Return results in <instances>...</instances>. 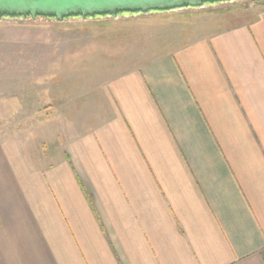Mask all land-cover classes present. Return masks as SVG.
<instances>
[{
    "label": "crops",
    "instance_id": "obj_1",
    "mask_svg": "<svg viewBox=\"0 0 264 264\" xmlns=\"http://www.w3.org/2000/svg\"><path fill=\"white\" fill-rule=\"evenodd\" d=\"M183 11L58 153L0 140V264H264V3Z\"/></svg>",
    "mask_w": 264,
    "mask_h": 264
},
{
    "label": "rangeland",
    "instance_id": "obj_2",
    "mask_svg": "<svg viewBox=\"0 0 264 264\" xmlns=\"http://www.w3.org/2000/svg\"><path fill=\"white\" fill-rule=\"evenodd\" d=\"M262 3L241 0L205 10L220 13ZM148 15L64 22L0 20V140L15 139L36 158L47 149L58 153L59 137L73 133L75 118L82 115V122H89L92 97L97 99L102 81L155 27L156 20L144 17ZM182 21L186 20L175 22L179 27L188 24Z\"/></svg>",
    "mask_w": 264,
    "mask_h": 264
},
{
    "label": "water",
    "instance_id": "obj_3",
    "mask_svg": "<svg viewBox=\"0 0 264 264\" xmlns=\"http://www.w3.org/2000/svg\"><path fill=\"white\" fill-rule=\"evenodd\" d=\"M241 0H0V20L45 18L118 19L129 15L169 13Z\"/></svg>",
    "mask_w": 264,
    "mask_h": 264
}]
</instances>
